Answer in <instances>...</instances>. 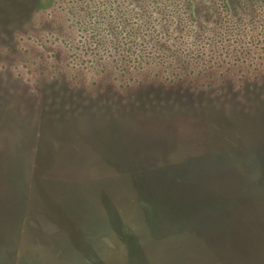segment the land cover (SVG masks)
Wrapping results in <instances>:
<instances>
[{"label": "rangeland", "instance_id": "374dc122", "mask_svg": "<svg viewBox=\"0 0 264 264\" xmlns=\"http://www.w3.org/2000/svg\"><path fill=\"white\" fill-rule=\"evenodd\" d=\"M224 2L233 15L247 13V24L237 20L233 29L250 53L206 72L191 53H173L189 77L183 83L139 73L144 82L132 86L137 64L118 43L126 31L153 12L176 18L184 31L196 23L220 29L213 0H0V264H90L45 203L70 210L90 238L114 250V230L107 222L106 231L97 228L110 215L105 201L143 234L141 193L174 221L195 218L193 241L155 243L154 263L207 264L212 250L218 264H264V163H252L255 183L244 167L220 164L224 154L245 165L254 154L264 158V0ZM108 34L117 67L108 73L81 63L102 56ZM82 40L92 56L73 52L72 42ZM192 70L205 74L196 76L200 85L209 79L212 86L192 87ZM24 195L26 215H19ZM21 220L30 226L24 245L16 237Z\"/></svg>", "mask_w": 264, "mask_h": 264}, {"label": "trees", "instance_id": "16d2710c", "mask_svg": "<svg viewBox=\"0 0 264 264\" xmlns=\"http://www.w3.org/2000/svg\"><path fill=\"white\" fill-rule=\"evenodd\" d=\"M225 3L226 2H224V0H213V4L216 5V8H218V10L215 11V16H216L217 22L219 23V27L221 29V32H217V36L220 37V40H218V42H221L222 40L223 42L226 43L225 54L227 56V59L225 60V62L223 61L222 63H225V64L227 63L228 67L230 68L235 65V62H237V59H238L237 55H239V53H242L244 51H247V53H250L251 48L249 47V44H250L249 40L246 39L244 35L240 34L238 38H235L234 32L236 30H234L233 28H237V26L233 25L234 23L228 17H226V21L223 18V16H225L224 15L225 11L227 12L230 11V8ZM178 14L182 16H186L189 14V12L188 13L179 12ZM194 15L195 14L193 12H190V17ZM145 22H147V24L143 23L140 25V27L131 26V29L126 31V34L128 37V39H125V41H127V45L124 44L125 46L124 51L126 53V58L129 61L131 59L132 61L135 60V63L137 65H139V62L136 57L142 56L143 53H140L137 50H134V48L131 47L130 45H134L136 43L137 38H140V39H145V38L151 39L152 38L151 32L153 30V25L155 23L152 20V13H149V19ZM241 24L242 22L240 23V25ZM185 27L186 25H184V28ZM188 28L189 27H187V29ZM177 30L180 31L179 28ZM204 31H205V28L204 30H201V33L197 36L198 40L202 39ZM221 33L223 34L221 35ZM245 33L248 34L247 32L242 31V34H245ZM157 35H159V33H157ZM184 35H187V30L184 31ZM162 46L164 45H161V47ZM144 52L145 53L148 52L147 48L144 49ZM148 54L150 55V53ZM191 56H192L191 59L194 58L195 60V65L197 69H199V71L201 70V71L206 72L207 68H205V66L200 62L198 55L193 52L191 53ZM126 66L128 68V65ZM191 73L192 74L190 76L192 78L189 79L188 81L192 87H204L205 88V87L212 86L213 81H208L209 79L207 80V82H204L202 85H200V83L197 82L196 76L203 77L205 74L198 73V70H196L195 72L194 70H192ZM168 77L170 79L168 84H176L177 82L183 83L186 77H188V75L178 70V71H174L173 74ZM254 156L256 160L252 159L253 162L252 160L251 161L248 160V162L245 165V163L242 161L243 158L235 157L234 155L224 154L222 158L223 161H221L220 164L221 163L223 164V166L221 165L222 168H230V169H233L234 171H236L237 168H241L243 172L245 168L247 181L249 183H252V182L255 183V181H253L254 175L251 176L252 174L251 168L254 163L258 165L263 164L264 158L261 159L255 154ZM261 180H263V178ZM249 185L251 187L253 184L252 185L249 184ZM136 187L137 185H135V189ZM250 187H247L245 190L248 192ZM38 191H39V194H41L39 188H38ZM13 192L17 193L18 191H16V189L13 188ZM145 196L147 195H145L144 193H141L142 200L140 204H141V210L144 215H137L138 225H140V227H142V225L144 226L143 234H142V229H140L141 232H138L136 231V227H134L135 229L133 228L132 223L125 217V215L115 214L117 210L114 211V209H112V207L108 205V201L109 200L112 201L111 199H108L105 201V208L109 210L108 212L110 215H104L105 219L104 217L102 219L104 220V224L98 225L97 228L99 230L105 229L106 231V227H107L106 222H107L108 226L114 230L113 233L108 234L109 238L113 239L114 238L113 235H114L115 239L118 240L119 245L114 250H106L104 246H101V244H104V242H99L98 239L90 238L94 236L90 235V233L86 229L87 227L84 224H82L83 227H81L80 222L77 223L70 217V215H72L73 213L70 210L68 211L67 208L61 207V205H58L57 203H53V202H49L48 204L45 203V207L48 208V211L52 213L51 215L52 218H54L55 221L60 222L63 232L69 230L70 233H68V238H69L70 243L76 245L78 253L81 256L88 257L90 259V264H133V263L159 264L160 262L154 263V261L152 260L153 259L151 255L152 251H150V248L152 247V245L155 246V243L167 242L173 238L174 239L176 238L177 240H180V238L182 240L187 239V242L193 241L191 238H195L193 236V234L195 233L190 232V231L194 230L193 227H195V218H189L186 215H179L178 217H176V220L174 221L172 220V216L174 215H164L166 213L163 211L164 209L163 210L157 209V206H156L157 203L154 201L148 200V198H146ZM22 197L23 196L20 192V199H22ZM5 207L8 208L7 206ZM26 209H27L26 196L24 195V205H23V201L21 202L19 201V208L17 209V212L19 210V215H26ZM204 218L205 217H203L202 220H204ZM25 223L26 222H22L21 226L19 227V231L16 234V237L19 240L21 245H24L23 235L24 237L28 236L27 235L28 230L26 228L30 227V226H27V223L26 224ZM96 225L91 224L92 228ZM25 238L27 239L28 237H25ZM203 240L205 243L201 245L204 248L206 247V249H211L210 246L208 247L209 242H207L204 238ZM26 242L28 243V241ZM27 243L25 244L28 245ZM196 243H198V241ZM2 249H3V245L0 244V254L2 252ZM210 254L211 255H209V257L207 256V260L209 261V263L207 264H218L220 259L214 258L215 255L213 254L212 250ZM179 255H181V252L177 254L175 257H171L172 260H177ZM119 256L122 258V262H118Z\"/></svg>", "mask_w": 264, "mask_h": 264}, {"label": "clouds", "instance_id": "9594fccd", "mask_svg": "<svg viewBox=\"0 0 264 264\" xmlns=\"http://www.w3.org/2000/svg\"><path fill=\"white\" fill-rule=\"evenodd\" d=\"M238 15H233L230 12L225 11L224 15L229 17L235 24L237 20H240L243 25H246L248 20L246 19L247 13L244 10L238 9ZM250 19V17H248ZM152 20L155 22L153 30L151 32V39L137 38L134 45H130L140 53L142 56H137V59L141 60L139 65L130 69L133 73L131 77L133 80L132 86H138L143 83V79L136 80L135 77L139 73H144L149 79L155 78L157 73H162L165 77L171 76L174 71L179 70V61L173 53H196L200 59V62L207 69L215 68L220 62L227 59L225 54L226 43L220 40L217 36V32H221V29L205 24V31L203 32L202 39H197V36L201 33L200 23L191 25L187 32L189 34L184 35V26L176 18H171L168 21L161 20L155 12L152 13ZM168 28V36H165L164 28ZM105 27H107L105 25ZM180 29L178 31L177 29ZM159 33V35H157ZM223 33H221L222 35ZM116 41H113L110 34L105 35V44L102 56L95 61L85 60L80 58L81 63L88 64L89 68L92 67L103 68L111 73L117 64L113 57V52L116 48ZM127 45V41L123 38L118 42ZM164 45V47H161ZM92 45L87 40L73 41V52L79 57L80 52L84 53V56H92L93 53L89 51ZM147 48L148 52L145 53L144 49ZM150 53V55L148 54ZM29 91H31V86Z\"/></svg>", "mask_w": 264, "mask_h": 264}, {"label": "flooded vegetation", "instance_id": "af4514ba", "mask_svg": "<svg viewBox=\"0 0 264 264\" xmlns=\"http://www.w3.org/2000/svg\"><path fill=\"white\" fill-rule=\"evenodd\" d=\"M90 40H91V38H90Z\"/></svg>", "mask_w": 264, "mask_h": 264}]
</instances>
